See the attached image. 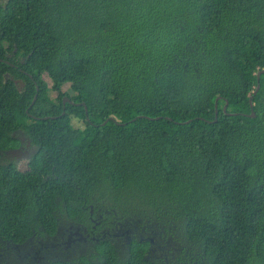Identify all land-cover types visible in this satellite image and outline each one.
Listing matches in <instances>:
<instances>
[{
    "label": "trees",
    "instance_id": "trees-1",
    "mask_svg": "<svg viewBox=\"0 0 264 264\" xmlns=\"http://www.w3.org/2000/svg\"><path fill=\"white\" fill-rule=\"evenodd\" d=\"M262 69L264 0H10L0 151L18 129L39 150L26 171L0 159V246L94 204L170 237L164 264H264ZM148 246L51 264H155Z\"/></svg>",
    "mask_w": 264,
    "mask_h": 264
},
{
    "label": "flooded vegetation",
    "instance_id": "flooded-vegetation-1",
    "mask_svg": "<svg viewBox=\"0 0 264 264\" xmlns=\"http://www.w3.org/2000/svg\"><path fill=\"white\" fill-rule=\"evenodd\" d=\"M9 1L0 0V8L6 7ZM9 77L13 76L9 74ZM13 135L19 144L0 151V159L8 164L14 163L21 171L29 170L28 162L39 148L24 130L18 129ZM18 148H21L18 153L8 152ZM96 206L89 204L90 222L82 223L63 214L58 217L54 234H37L21 245L0 246V264H51L53 261H73L82 256L92 259L103 241H110L119 253H123L133 241H147L149 246L145 257L155 264L168 262V253L173 248L170 237L157 234L152 225L140 226L128 218L117 221L107 206ZM173 251L171 260L175 258Z\"/></svg>",
    "mask_w": 264,
    "mask_h": 264
},
{
    "label": "water",
    "instance_id": "water-1",
    "mask_svg": "<svg viewBox=\"0 0 264 264\" xmlns=\"http://www.w3.org/2000/svg\"><path fill=\"white\" fill-rule=\"evenodd\" d=\"M264 73V69H262V70H260L258 73H257V81H258V83H257V86H256V88H255V90H254V93H253V95L250 97V104H251V107H252V113L250 114L251 116H256V113H255V111L253 110V106H254V102H253V97H254V94H256L258 91H259V89H260V78H261V75ZM8 77H9V73H6V76H5V80H7L8 79ZM12 79H14L13 77H12ZM15 83L17 84V86H18V89L21 91L22 90V87L25 85V83L23 82V80L22 79H15ZM37 91H39V88H37ZM37 95H38V93L37 94H35V96H34V99H33V101H32V105L35 103V101H36V99H37ZM218 100V99H217ZM73 102V101H71L70 100V98L68 97V96H65L64 97V100H63V102H64V106H65V103L66 102ZM76 104H81V103H76ZM82 104L85 106V108H86V110H87V105H86V103L85 102H82ZM217 107H218V105H217V101H216V113L218 112V110H217ZM224 111L226 112L227 111V103L225 104V106H224ZM65 113V111L63 112V114ZM228 114H234V113H228ZM142 117V116H141ZM45 118H48V116H46ZM217 120V116H216V119H215V121ZM107 122V120L105 121V122H103L102 124H105ZM187 122H189V121H187ZM20 150H21V148H18V149H14V150H12V151H8L9 153H18V152H20Z\"/></svg>",
    "mask_w": 264,
    "mask_h": 264
},
{
    "label": "rangeland",
    "instance_id": "rangeland-1",
    "mask_svg": "<svg viewBox=\"0 0 264 264\" xmlns=\"http://www.w3.org/2000/svg\"><path fill=\"white\" fill-rule=\"evenodd\" d=\"M45 78L47 80H49V78L47 76H45ZM63 90H67V91H70V84H66L64 87H63ZM57 95V93L55 94V96ZM73 122L74 124L78 125V126H83L82 122L80 120H78L77 118H74L73 119Z\"/></svg>",
    "mask_w": 264,
    "mask_h": 264
}]
</instances>
